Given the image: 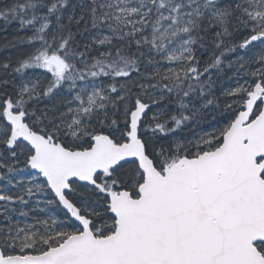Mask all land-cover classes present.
Segmentation results:
<instances>
[{"label": "snow or ice", "instance_id": "snow-or-ice-1", "mask_svg": "<svg viewBox=\"0 0 264 264\" xmlns=\"http://www.w3.org/2000/svg\"><path fill=\"white\" fill-rule=\"evenodd\" d=\"M0 264H264V0H0Z\"/></svg>", "mask_w": 264, "mask_h": 264}]
</instances>
